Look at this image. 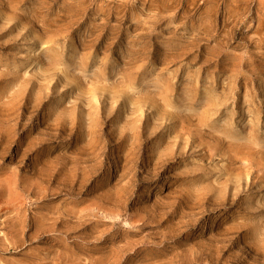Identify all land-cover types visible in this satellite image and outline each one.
<instances>
[{
    "label": "rangeland",
    "instance_id": "rangeland-1",
    "mask_svg": "<svg viewBox=\"0 0 264 264\" xmlns=\"http://www.w3.org/2000/svg\"><path fill=\"white\" fill-rule=\"evenodd\" d=\"M0 264H264V0H0Z\"/></svg>",
    "mask_w": 264,
    "mask_h": 264
}]
</instances>
